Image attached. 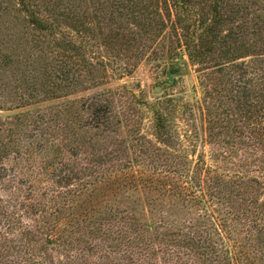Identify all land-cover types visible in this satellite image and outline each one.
I'll list each match as a JSON object with an SVG mask.
<instances>
[{
	"label": "trees",
	"instance_id": "16d2710c",
	"mask_svg": "<svg viewBox=\"0 0 264 264\" xmlns=\"http://www.w3.org/2000/svg\"><path fill=\"white\" fill-rule=\"evenodd\" d=\"M14 1L39 40L0 49V264H264V24L234 0ZM142 62L165 88L201 66L202 99L128 101Z\"/></svg>",
	"mask_w": 264,
	"mask_h": 264
},
{
	"label": "rangeland",
	"instance_id": "374dc122",
	"mask_svg": "<svg viewBox=\"0 0 264 264\" xmlns=\"http://www.w3.org/2000/svg\"><path fill=\"white\" fill-rule=\"evenodd\" d=\"M234 2H236L237 5L241 4L245 8L243 13V22L249 21L247 26L250 29H257L256 26H258V24H264V0H234ZM226 5V9L230 10L228 6L230 7L232 5V0H228ZM37 35V33L32 31L30 26L22 21L21 15L16 11L14 0H0V49L3 53L11 55L14 59H17L18 55H21L22 57L28 55L33 50L36 41L39 40ZM245 39L247 42L249 39H252L254 42L256 41L258 43L261 47L260 49L264 48V31H260L254 36L249 35ZM250 44H252V41H250ZM16 69L17 68L13 67V70ZM200 69H202L201 66L188 65L183 70L181 77L177 80V84L165 88L160 80L154 78V73L150 69L149 65L142 62L134 69L131 77L122 79L119 81V84L127 85L128 89L123 91V95L128 101L131 99V93L135 96L139 95V88L143 89L145 97L151 102L162 95H174L180 91H182L183 95L187 98L197 95L202 99L199 89H196L195 92L193 91V89L198 86L199 75L197 71ZM12 73V70L7 72L8 76H12ZM168 82L171 83V80ZM91 93L92 91L78 92L68 98L65 95L60 101L71 100L77 97L90 95ZM145 113L141 112L140 114ZM140 114L137 113V109L131 113L134 118L140 117ZM144 117V122L146 127H148V129H145L144 133L150 137L149 134L151 132L149 127H151L152 118L150 114H145ZM124 133H126V130H124ZM83 142L89 153L94 150L91 148L92 146L95 147V150H98L97 153H99V151L104 152L102 142L100 144L96 143V141L91 144H88L89 141ZM208 149L209 148L207 146L204 148L205 151H208ZM198 151H201V149H198ZM93 241H95V239ZM47 254L49 257V264H51L50 261H52L53 264H58L60 260L65 261V258L60 259V254L54 250H48ZM115 256L116 255H111L109 250L105 248L104 251H99L97 254L88 257V264H140V262L136 259L137 257H132L133 262H129V260H127L125 262L122 261L118 263V261L114 260Z\"/></svg>",
	"mask_w": 264,
	"mask_h": 264
},
{
	"label": "water",
	"instance_id": "95a60500",
	"mask_svg": "<svg viewBox=\"0 0 264 264\" xmlns=\"http://www.w3.org/2000/svg\"><path fill=\"white\" fill-rule=\"evenodd\" d=\"M158 90V89H157Z\"/></svg>",
	"mask_w": 264,
	"mask_h": 264
}]
</instances>
